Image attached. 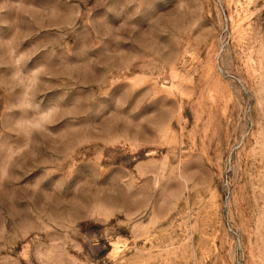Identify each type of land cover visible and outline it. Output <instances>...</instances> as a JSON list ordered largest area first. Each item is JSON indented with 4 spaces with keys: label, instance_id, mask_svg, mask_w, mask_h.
<instances>
[{
    "label": "rangeland",
    "instance_id": "1",
    "mask_svg": "<svg viewBox=\"0 0 264 264\" xmlns=\"http://www.w3.org/2000/svg\"><path fill=\"white\" fill-rule=\"evenodd\" d=\"M0 264H264V0H0Z\"/></svg>",
    "mask_w": 264,
    "mask_h": 264
}]
</instances>
